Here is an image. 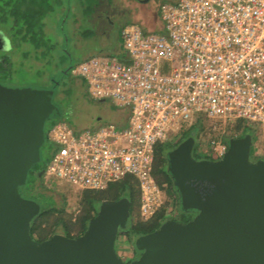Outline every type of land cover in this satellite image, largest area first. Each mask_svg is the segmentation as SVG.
<instances>
[{"label": "built area", "instance_id": "2783aa9c", "mask_svg": "<svg viewBox=\"0 0 264 264\" xmlns=\"http://www.w3.org/2000/svg\"><path fill=\"white\" fill-rule=\"evenodd\" d=\"M163 32L136 23L120 30L123 55H94L71 73L95 99L127 111L122 125L74 128L65 120L47 132L53 153L44 173L78 189H105L136 179L139 211L149 218L177 197L152 175L161 144L183 139L200 122L196 152L219 159L243 121L264 141V0H177L160 4Z\"/></svg>", "mask_w": 264, "mask_h": 264}, {"label": "water", "instance_id": "95a60500", "mask_svg": "<svg viewBox=\"0 0 264 264\" xmlns=\"http://www.w3.org/2000/svg\"><path fill=\"white\" fill-rule=\"evenodd\" d=\"M6 42L0 30V50ZM53 94L54 87L0 82V264H264V158H251L250 133L230 137L219 159L196 158L191 135L166 152L178 209L193 216L168 218L138 236L132 259L116 248L129 219L127 197L100 201L80 235H31L41 205L19 188L40 160L46 120L59 112Z\"/></svg>", "mask_w": 264, "mask_h": 264}, {"label": "trees", "instance_id": "16d2710c", "mask_svg": "<svg viewBox=\"0 0 264 264\" xmlns=\"http://www.w3.org/2000/svg\"><path fill=\"white\" fill-rule=\"evenodd\" d=\"M50 1H52V3H56L58 1L57 3L62 5L63 3L65 4L66 2H68L69 0H0V29L4 33H6L5 35L8 37L11 43L12 50L13 48L20 47L19 44L21 40L16 39L15 36H10L11 33L13 35L16 28L20 30V28L22 27H24L23 29H25V31L29 30L28 32H31L32 29L30 30V28L36 26L39 23V14L41 13V11H43L44 5H46ZM75 1H77L80 4L81 9L83 10L86 9V12L88 13L93 9L91 8L92 5L98 2L99 0H75ZM74 7L75 4L73 5V7L70 6L69 10H67V13L66 10H62L61 14H59V17H57V19H59L58 21L61 22L63 18H65L64 20H67V17L70 14L73 15V17H75L76 16L75 11L74 12L72 11L73 9L74 10L76 9ZM8 22L10 25H12L11 29L9 27H5L8 24ZM59 29H61L62 32H65V28L63 24L61 26L59 25ZM71 38H72L71 36L70 37L68 36V39L72 40ZM33 44H35L36 49L39 50L41 49L40 43H38L36 40L35 42H33ZM62 47H65L66 50L65 49L64 50L68 51L66 56L69 57V60H67L65 65L63 64V70H60L56 79L54 78V80H52V84L50 85V87H45V88L54 87L55 89L56 86H54V84L58 83L59 81L60 82L62 81V85L65 86L77 85L79 86L80 89L86 91L85 90V87H87L86 81L83 78L73 75L71 73V69L80 60H77L76 57L71 56V53L69 52L71 50H69V48L66 47V45L63 44ZM0 52L7 53L6 51L3 50H0ZM1 58H0V73H3L4 75L9 70L8 67L4 66L2 63L6 64L5 61H8V59L6 57H1ZM67 67H69L68 70ZM67 73H71L72 75L69 77ZM65 76H67L66 82L64 81ZM111 106L114 110L115 114L113 117L115 118L113 120H110L109 122L117 125L124 124L126 122V115H127L126 109H121L114 105ZM47 120L48 122L50 121L49 124L50 127L54 123L60 120L67 121L63 117L60 111L54 115H51ZM69 124L74 128V130L89 127V126L76 127L71 123ZM89 128H92V126H90ZM194 128H197V132H196L197 136L193 135ZM230 130L234 136H241L244 135L245 133H250L252 139L256 134L255 129L248 126L243 121H238L233 123ZM202 133L207 134V130L200 122H197L196 124L188 128L183 138H185L188 135H191L194 137L196 141V139H198V137ZM46 134L47 131H45V140L46 139L48 140ZM181 140L182 138L176 143L161 144L160 146H158L155 155V160L152 166V175L155 181L157 182V184L161 187L163 186L162 188L167 192L169 191V189H171L176 194V197H177V193L174 190L172 179L166 170L167 167L166 152L169 149L175 147ZM48 143H49V152L47 156L45 158H42V156H40V160L37 163H34L29 169L25 185L29 183L32 190H34L35 188L34 182L40 178L41 170H45L47 163L53 153V147H52L53 144L51 142ZM167 148L169 149L166 151ZM192 153L196 158L207 157L206 155L204 156L203 154L196 152V146L192 150ZM252 153H254L253 148L251 154ZM37 193L47 196L41 192H37ZM80 197H81L80 209L78 213H76L75 215L66 213L64 206H56L53 203L49 205H45L44 203L42 204V201H39V199L31 197L32 199L38 201L41 205V209L39 213L31 221V228H30L31 235L35 236L38 240H42L47 236L51 235L52 233H56V232L64 233L69 236L80 235L86 229L89 219L96 214L97 212V208L95 207L96 203H98L99 205L100 201L104 199H118L120 197H127L130 200L131 204L129 209V219L127 225L124 228L119 229L118 237L120 235H124L128 245L134 251L136 250L135 248H133L135 239L142 234L153 231L166 219L175 218L178 220L186 221L192 217L191 213H185L178 209V202L176 204L175 212H173L171 215H168L167 210L169 205L167 202H165L149 218L145 220L142 219L139 211L140 190L136 179L132 176H126L114 183H111L105 189H99V190L81 189ZM177 201H178V197H177Z\"/></svg>", "mask_w": 264, "mask_h": 264}, {"label": "rangeland", "instance_id": "374dc122", "mask_svg": "<svg viewBox=\"0 0 264 264\" xmlns=\"http://www.w3.org/2000/svg\"><path fill=\"white\" fill-rule=\"evenodd\" d=\"M158 1L159 0H155L151 4V7H149L150 13L153 11ZM57 2L52 3V1H50L44 5L43 11L39 14V23L30 28V30L32 29L31 32H28L29 30L25 31V29H23L24 27H19L20 30L16 28L14 34L12 35L11 33L10 36H15L16 39H20L21 41L19 40V48H13L12 51L7 53L0 52V58L6 57L8 59V61H5L6 64L2 63L4 66L8 67L9 70L4 75L3 73H0V81L3 84L13 87H50L52 80H54V78L56 79L60 70H63V64L65 65L67 60H69V57L66 56L68 51H65L66 48L62 47V45H66V47L71 50L69 51L71 56H80L81 51L87 42L85 40H81L80 45L78 46L79 48L76 50V45H74L72 40L68 39V36H71L72 23L74 22L75 17L70 14L67 17V20H64L65 18H63L61 22L58 21L59 19H57V17H59L62 10H66L67 13L69 7H73L75 4L74 8L76 9H73L72 11H75L76 17L80 15L81 26L84 31H88L87 28L89 29L90 25L86 23L85 20L86 9H81L80 4L75 0H69L62 5ZM142 15L147 18L150 17L148 10H143ZM62 24L64 25L65 32H62V30L59 29V25L61 26ZM7 25L5 27H9L10 29L12 28V25H10L9 22ZM35 40L40 43V50L35 48V44H33ZM91 42L93 45H97L99 38L96 37V39L91 40ZM67 74L69 77L72 75L71 73ZM66 78L67 76L64 77L65 82L67 80ZM54 86H56V88L54 89L52 97L53 103L58 107L63 117L76 127L94 123L98 121L99 116H101L102 121H107L109 117L111 118L115 114L112 106L107 100L100 101L95 99L91 97L88 92L80 89L77 85L65 86L62 85V81H59L54 84ZM49 124L50 121L48 122L47 120L44 125L45 131L47 132V129L50 127ZM196 132L197 128H194V136H197ZM48 142L50 141L47 139L44 140L41 146L42 158H45L49 152ZM196 144L197 139L194 147ZM252 148L254 152L251 154L252 159H256L258 157L264 158V141L259 135H254ZM168 149L169 148H167L166 151ZM34 187V190H32L30 184L28 183L19 188L20 194L24 197L37 198L45 205L53 203L56 206H64L65 211L68 214L75 215L78 213L80 209L81 189L75 188L65 182L50 178L45 173L41 174L40 178L34 182ZM37 192H41L47 196L38 194ZM98 206V203H96L95 207L97 209ZM116 248L121 257L124 259L130 258L132 248L128 245L124 235H120L118 237ZM139 253L140 252L138 250H135V256Z\"/></svg>", "mask_w": 264, "mask_h": 264}, {"label": "crops", "instance_id": "0c3cea01", "mask_svg": "<svg viewBox=\"0 0 264 264\" xmlns=\"http://www.w3.org/2000/svg\"><path fill=\"white\" fill-rule=\"evenodd\" d=\"M153 0H99L94 3L91 8L92 11L86 12V23L90 28L84 31L81 26L80 15L75 16L72 23L71 39L73 40L75 49L77 50L81 40L87 43L84 45L80 56H74L77 60L94 55H123L122 42L120 38V29L128 23L138 24L144 31L147 32H163V22L160 17V4L163 1L176 2L177 0H159L155 8L150 13L149 7L155 1ZM143 10H148L150 17L147 18L142 15ZM76 15V13H75ZM99 38L97 45H93L91 40ZM92 44V45H91ZM86 47V48H85ZM86 92L87 88L85 87ZM105 101L106 99H98ZM109 104L114 105L110 101ZM115 106V105H114ZM118 107V106H117ZM125 109L123 107H118ZM115 117H109L107 121H102L99 116L98 121L80 126L95 127L100 123H106L113 120ZM110 123V122H109Z\"/></svg>", "mask_w": 264, "mask_h": 264}, {"label": "clouds", "instance_id": "9594fccd", "mask_svg": "<svg viewBox=\"0 0 264 264\" xmlns=\"http://www.w3.org/2000/svg\"><path fill=\"white\" fill-rule=\"evenodd\" d=\"M11 50H12L11 49V43L10 42H6L3 51L10 52Z\"/></svg>", "mask_w": 264, "mask_h": 264}, {"label": "flooded vegetation", "instance_id": "af4514ba", "mask_svg": "<svg viewBox=\"0 0 264 264\" xmlns=\"http://www.w3.org/2000/svg\"><path fill=\"white\" fill-rule=\"evenodd\" d=\"M6 34V33H5ZM12 51V50H11ZM1 82V81H0ZM192 214V213H191ZM192 216H193V214H192ZM134 257H136L135 256V251L134 250H132V253H131V256H130V258L129 259H132V258H134Z\"/></svg>", "mask_w": 264, "mask_h": 264}]
</instances>
